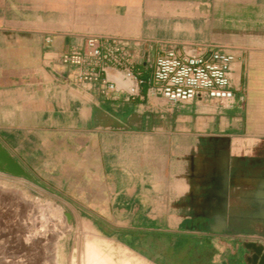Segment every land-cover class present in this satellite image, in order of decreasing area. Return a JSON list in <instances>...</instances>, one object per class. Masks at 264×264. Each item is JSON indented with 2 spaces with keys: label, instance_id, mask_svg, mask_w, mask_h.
I'll return each instance as SVG.
<instances>
[{
  "label": "crops",
  "instance_id": "obj_1",
  "mask_svg": "<svg viewBox=\"0 0 264 264\" xmlns=\"http://www.w3.org/2000/svg\"><path fill=\"white\" fill-rule=\"evenodd\" d=\"M87 36L96 81L62 60ZM186 51L233 54L229 101L161 95L156 60ZM0 144L142 264H245L264 247V0H0Z\"/></svg>",
  "mask_w": 264,
  "mask_h": 264
},
{
  "label": "rangeland",
  "instance_id": "obj_2",
  "mask_svg": "<svg viewBox=\"0 0 264 264\" xmlns=\"http://www.w3.org/2000/svg\"><path fill=\"white\" fill-rule=\"evenodd\" d=\"M135 27L142 32L146 26ZM150 28H154L153 36H159L156 26ZM66 213L61 201L49 199L32 179L0 174V264H83L89 240L113 264H142L84 231L88 218H67Z\"/></svg>",
  "mask_w": 264,
  "mask_h": 264
},
{
  "label": "bare ground",
  "instance_id": "obj_3",
  "mask_svg": "<svg viewBox=\"0 0 264 264\" xmlns=\"http://www.w3.org/2000/svg\"><path fill=\"white\" fill-rule=\"evenodd\" d=\"M101 44L100 37L87 36L81 48L62 56L65 63L76 69L77 80L96 81L103 75ZM233 57L228 51H213L207 56L189 51L182 54L168 52L156 60L153 83L161 95L171 101L189 100L197 93L220 102L229 101L233 94L228 71ZM90 242L85 249L83 264H113L109 255Z\"/></svg>",
  "mask_w": 264,
  "mask_h": 264
},
{
  "label": "water",
  "instance_id": "obj_4",
  "mask_svg": "<svg viewBox=\"0 0 264 264\" xmlns=\"http://www.w3.org/2000/svg\"><path fill=\"white\" fill-rule=\"evenodd\" d=\"M0 171L13 177L31 180V174L18 162L9 151L0 144ZM70 218L69 213H66ZM250 256L245 259V264H264V247L261 244L248 242L244 245Z\"/></svg>",
  "mask_w": 264,
  "mask_h": 264
}]
</instances>
